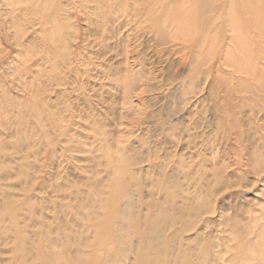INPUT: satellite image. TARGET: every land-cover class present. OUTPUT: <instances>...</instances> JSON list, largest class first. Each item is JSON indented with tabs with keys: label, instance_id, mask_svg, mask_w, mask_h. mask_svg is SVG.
Returning <instances> with one entry per match:
<instances>
[{
	"label": "rangeland",
	"instance_id": "374dc122",
	"mask_svg": "<svg viewBox=\"0 0 264 264\" xmlns=\"http://www.w3.org/2000/svg\"><path fill=\"white\" fill-rule=\"evenodd\" d=\"M126 1L128 17L69 4L58 15L65 28L57 30L51 17L30 9L37 0H0V214L7 201L25 202L18 221L27 237L23 244L7 229L8 216L0 221V264H40L35 246L44 232L51 254L59 253L57 242L72 250L96 242L91 222L106 213L97 194L113 178L105 156L123 148L128 157H148L135 167L142 177L156 178L150 169L162 161L166 185L188 184L196 199L205 171L207 180L228 181L210 198L206 233L199 237L201 226L183 230L177 248L197 253L211 234L221 244V264H264V40L248 53L229 52L240 37L226 31L221 14L215 18L221 31L174 38L170 29L158 46L155 32L151 42L144 34L159 15L146 16L132 10L137 0ZM35 108L43 114L38 120ZM42 183L58 194L45 199ZM85 203L95 213L80 209ZM139 237L126 238V245Z\"/></svg>",
	"mask_w": 264,
	"mask_h": 264
},
{
	"label": "bare ground",
	"instance_id": "6f19581e",
	"mask_svg": "<svg viewBox=\"0 0 264 264\" xmlns=\"http://www.w3.org/2000/svg\"><path fill=\"white\" fill-rule=\"evenodd\" d=\"M30 1L13 0L17 4L24 2L28 5H30ZM37 2L38 8L30 9L42 16L51 17V23L57 30L65 28L60 19L61 16L58 17V15H64L67 12L65 6L69 4L79 3L82 8L86 9L88 8L85 6L86 4H94L93 7L88 8L89 11H97L98 13L104 11L106 13L122 12V15L125 14L127 17L131 15V11L125 7L127 5L126 0H65V2L62 0H37ZM147 2L137 0L132 10L143 11L142 13L145 12L144 15L146 16L153 12L159 15L155 25L147 28L144 34L147 40L151 42L154 39H151L150 33L155 32L158 46L166 44L165 38L168 37L170 29L176 31L173 33L174 38L185 36L191 31L218 30L219 28L216 26L218 19L215 20V18L222 15L224 16L222 19L225 20L226 31L235 35L237 39L240 37V42L237 45L229 46V52L248 53L251 45L262 44L264 40V0H150ZM28 9L26 8V10ZM173 52V50H168L166 55ZM7 102H9V98ZM38 114L41 115L42 113H38V109L35 108L33 116L36 120H38ZM127 149L119 150L117 157L110 152L105 156L110 164L113 178L108 187L109 190L97 194L100 199L99 206L104 208L106 213H98L99 218L91 222V229L96 242L92 244L80 243V247L76 250H72L71 245L62 241L57 242L59 253L51 254L49 252L52 243V238L50 242V233H41L39 238L42 243L40 242L38 246H35L37 253L39 251L38 255L43 256L40 264H60L63 260H65V264H195L194 257L196 255H199L197 264H221L222 260L219 256L221 244L214 240L211 234L201 239L204 247L199 252L197 250V253L186 248L185 245L180 250L177 248V243L183 230L189 232L201 226L199 237L206 233L210 224L207 215L212 213L210 198L224 187L227 188L228 181L207 180L205 177H208V173L205 171L201 186L203 194L200 199H196L187 194L188 184L174 183L169 180L166 185L165 177L168 174L166 172L168 166L162 161L150 169L156 178L147 180L142 177L141 172L137 171L135 167L146 163L148 157L144 155L128 157ZM179 168L176 166L173 171L177 173ZM174 172L172 173L175 174ZM42 179L44 180V178ZM171 186L173 187L171 188ZM41 188L45 191V199L48 196L54 197L59 192L58 188H54L52 185L47 187L42 183ZM173 196L178 197V204H175ZM68 198H73V194H68ZM45 199L41 200L40 203H45ZM141 200L145 202L149 213L146 214V218L144 216L139 217ZM24 203L21 201L19 204H14L12 201H7L6 211L3 210V213L0 214V221L2 222L7 221L6 219L9 217L7 229H10V232L16 237L18 236L23 244L26 243L27 237L26 231L19 226L18 213L23 211ZM59 203L52 201L53 206L60 205ZM119 204H122L123 207L120 205L118 209L117 205ZM25 205L31 207L29 203ZM95 208L93 204L89 203L80 206V209L86 210L88 215L95 213ZM54 216L58 219V212L55 210ZM56 231L57 234L62 233L63 236L65 234L59 227L56 228ZM131 235H140V237L136 241L129 240V246L126 245V238H130ZM58 237L62 236L58 235ZM60 239L63 238H57V240ZM22 243H19L20 251L23 249ZM69 251H75L74 258H65ZM38 255L37 257H39ZM132 255L136 257L134 260L131 259ZM149 256L152 258L148 260Z\"/></svg>",
	"mask_w": 264,
	"mask_h": 264
}]
</instances>
